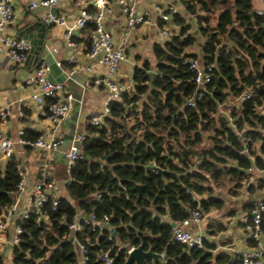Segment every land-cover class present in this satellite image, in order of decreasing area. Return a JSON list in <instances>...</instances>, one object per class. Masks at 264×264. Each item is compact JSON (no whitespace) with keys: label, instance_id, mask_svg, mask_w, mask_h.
Returning a JSON list of instances; mask_svg holds the SVG:
<instances>
[{"label":"trees","instance_id":"1","mask_svg":"<svg viewBox=\"0 0 264 264\" xmlns=\"http://www.w3.org/2000/svg\"><path fill=\"white\" fill-rule=\"evenodd\" d=\"M182 4L204 38L201 65H212L210 81L197 90L190 68L196 54L186 50L196 37L185 17L175 12L169 21L158 18L168 34L152 44L153 80L143 58L133 67L131 87L109 100L102 122L86 118L83 158L70 167L65 194L54 207L46 202L29 210L10 264H79L78 244L87 249L86 264H101L98 255L105 250L113 264H123L127 249L138 245L163 254L143 264H242L226 251H210L206 238V249L173 239L171 222L195 209L201 216L221 209L225 196L239 195L249 182V168H264V17L251 0ZM249 89V98L234 103ZM24 137L38 136L24 131ZM17 165L15 158L0 165V222L14 202ZM92 215L94 221L106 215L116 234ZM78 216L80 230L72 233L68 226ZM0 264H7L3 255Z\"/></svg>","mask_w":264,"mask_h":264},{"label":"crops","instance_id":"2","mask_svg":"<svg viewBox=\"0 0 264 264\" xmlns=\"http://www.w3.org/2000/svg\"><path fill=\"white\" fill-rule=\"evenodd\" d=\"M11 1L16 15V22L8 28L11 35L17 36V33L36 17L45 19L50 15L49 11L54 8L57 11L56 16L64 18L65 23L63 24L51 23L48 25L43 52L44 54L50 52L65 71L79 72V81L83 84L71 79L65 82L66 92L71 95V108L65 118L59 123H55L49 117V105L46 102L39 104L33 100V90L25 84L26 78L34 67L28 69L25 63H16L5 56H0V108H9L6 119L0 123L2 133L15 139L18 131L22 129L30 137L42 135L61 141L60 149L49 154L47 159L43 152L37 148L15 146L11 158H15L26 171L27 184L23 192L14 195V202L7 210V212L12 210V213L7 216L6 212L2 222L0 255L6 257L7 264L11 262L13 245L11 242L15 237L16 220L22 211L29 208L26 202L27 193L37 180L47 176L56 180L59 194H65L69 171L66 166L65 178H62V174L56 175L58 164L55 163L54 157L59 158L64 155V150L72 141L76 131L72 138H68V134L72 133L71 126L75 124V126L83 128L87 117L98 116L102 112L107 99L106 89L92 83V78L97 74H102L104 68L96 65L91 73L84 69L85 66L92 65L87 57V40L92 30L89 25L73 26L81 7L96 11V0H85L84 6L78 0H59L58 4L50 8L37 7L34 9L29 8L30 0ZM109 1L112 11L106 15L104 26L113 35L115 43L118 44L124 36L126 24L116 0ZM251 2L255 11L264 12L263 0H251ZM157 7L163 10L174 8L176 12L185 17L186 24H190L189 33L196 37L195 43L186 50L196 54V60L201 63L204 38L198 29L195 18L186 12L182 0H141L140 9L148 12L149 22L137 27L129 36L125 49V60L119 64L114 75L117 82H131L133 67L141 65L143 58L149 59L147 54H149V50H152V44L163 40V37L161 39L158 36V30L161 29L157 24L158 14L155 17L151 15L153 9L157 11ZM66 25L73 26L69 38L66 36ZM165 29L168 30L167 27ZM41 57L39 61H42ZM19 110H22V115H19ZM8 160L1 159L0 165L5 166ZM248 184L253 185L252 191L249 190ZM239 192L237 196H225L226 202L221 209H212L202 216L198 224H191L188 227L193 233L201 232L203 234V238H206L214 246L210 251L213 253L226 251L231 255V259L239 256L241 251L255 247L254 242L253 245L244 230L242 216L250 213L255 200H264V168L260 172L254 170L249 182ZM224 195L225 193L221 194V196ZM260 244L264 248V230L260 237ZM161 256L163 257V254Z\"/></svg>","mask_w":264,"mask_h":264},{"label":"built area","instance_id":"3","mask_svg":"<svg viewBox=\"0 0 264 264\" xmlns=\"http://www.w3.org/2000/svg\"><path fill=\"white\" fill-rule=\"evenodd\" d=\"M84 6L85 0H78ZM264 1V0H263ZM59 0H30L29 8L37 7L50 8L58 4ZM96 11H90L86 7H81L79 14L75 19L74 25L83 27L87 24L93 26L90 33V44L87 51V57L92 62V65L85 66L87 72H93L96 65L104 68L102 74H97L92 78V83L97 86H102L107 91V99L103 106L102 112L98 116H93L91 122L93 124H100L103 117L108 112V102L113 98H118L120 94L127 91L131 87V82L119 83L114 79V75L118 70L119 64L125 60V49L127 41L131 33L139 26L149 22V14L147 11L141 10V0H116L120 7L121 14L125 20L126 31L120 43L116 44L113 35L105 28L104 20L106 15L111 13L109 0H96ZM158 18L162 21H167L172 14L176 12L174 8L163 10L157 7ZM264 17V12L262 13ZM45 22L50 23H65L63 17L48 15ZM16 22V15L13 10L11 0H0V56H5L16 63H24L28 57L31 49V44L27 39L11 35L8 28ZM73 26L66 25V36L69 38ZM168 30L161 28L158 30L159 37H165ZM190 68L195 72L194 82L200 88L205 83L210 81L212 65L202 66L197 60H191ZM48 65L41 61L37 64L29 76L25 80V84L32 88V98L39 104H43L47 99L49 103V117L55 123H59L65 118L71 108V95L66 92L65 83L53 82L48 79ZM254 92V89H249L237 97L234 103L249 98ZM187 104L193 105V98ZM9 113V108H0V123L4 121ZM22 115V110L18 111ZM83 139V134L76 132L68 147L64 150V155L67 158V169L75 163L77 159L83 158L80 153V142ZM16 145L28 146L37 148L45 155L49 156L55 150L60 149L61 141L56 138H47L45 136H38L36 139L24 137V131H18L17 137L10 138L5 136L0 130V160L10 159L14 153ZM262 171L261 168H249L248 171ZM18 182L17 189L14 195L19 194L25 190L27 184V173L19 164L17 165ZM47 177V176H46ZM44 177L37 180L32 189L27 193L26 202L29 208L21 212L16 220L15 237L12 244L19 241L18 235L22 232L21 221L28 216L29 210H38L43 207L46 202H51L52 206H56L59 199V190L57 189L56 180L53 177ZM12 210L7 212L9 216ZM264 216V201L255 200L249 214L242 216V223L244 230L249 235V238L255 243V247L241 251L239 256L233 257L241 260L242 264H264V248L260 244V237L263 233L262 218ZM91 220L95 218L92 215ZM202 216L198 209L193 210L188 217L175 223L172 227L173 239L186 244L188 247L205 248L203 242V234L201 232L193 233L188 229L191 224H198ZM108 217L103 216L101 221H94L96 224L107 222ZM3 223L0 222V239ZM69 229L74 233L80 230L79 223L76 220L71 223ZM79 264H86L87 249L84 244H78ZM133 247V246H132ZM132 247L127 249V253ZM101 264H113L114 259L109 253V250L102 251L98 255Z\"/></svg>","mask_w":264,"mask_h":264},{"label":"water","instance_id":"4","mask_svg":"<svg viewBox=\"0 0 264 264\" xmlns=\"http://www.w3.org/2000/svg\"><path fill=\"white\" fill-rule=\"evenodd\" d=\"M49 14L52 16L57 15L56 9H51L49 11ZM51 24V23H50ZM48 23L45 22L44 18L42 17H36L34 20L30 21L24 28H22L18 33V37H22L24 39H27L31 44V49L28 54V57L26 61L24 62L28 69L31 67H35L37 63L39 62V58L41 57L42 61L45 62L48 65V79L53 82H63L65 83L67 80H76L80 84L81 81H79V75L80 73L77 71H71L67 72L65 71L59 62H57L52 54L50 52H46L44 54L45 49V38L48 28ZM147 57H149L150 62V70L149 74L151 76V81L153 80V75L155 72V56L152 50H149V54H147ZM41 61V60H40ZM152 83V82H151ZM200 87H197V90H199ZM224 194L223 192L221 193ZM89 218V216H88ZM80 219V216L77 217L76 222L78 223ZM100 226L103 229H107L111 234L115 235L116 230L111 226L108 222H102L100 223ZM171 226H175V222H171ZM162 256L159 253L154 252L152 249H144L142 245H138L135 247H132L130 251L127 253V257L123 264H143L145 259L151 258L152 260L158 258L160 259Z\"/></svg>","mask_w":264,"mask_h":264},{"label":"rangeland","instance_id":"5","mask_svg":"<svg viewBox=\"0 0 264 264\" xmlns=\"http://www.w3.org/2000/svg\"><path fill=\"white\" fill-rule=\"evenodd\" d=\"M163 8V7H162ZM158 14V11H156V10H152L151 11V15L153 16V17H155V15H157ZM71 131H72V133L71 134H68V138L69 137H73V133L76 131V132H78V133H82L83 132V128L81 127V126H75V124H73L72 126H71ZM54 161H55V163L56 164H58V173H57V171L55 172L56 173V175H60V174H62L63 175V177L62 178H65V176H66V166H67V158L64 156V155H62V156H60L59 158L58 157H54Z\"/></svg>","mask_w":264,"mask_h":264}]
</instances>
